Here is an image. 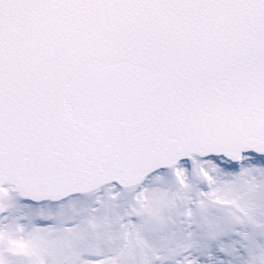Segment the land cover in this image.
I'll return each mask as SVG.
<instances>
[{"label": "snow or ice", "instance_id": "6c2138e0", "mask_svg": "<svg viewBox=\"0 0 264 264\" xmlns=\"http://www.w3.org/2000/svg\"><path fill=\"white\" fill-rule=\"evenodd\" d=\"M0 264H264V0H0Z\"/></svg>", "mask_w": 264, "mask_h": 264}]
</instances>
